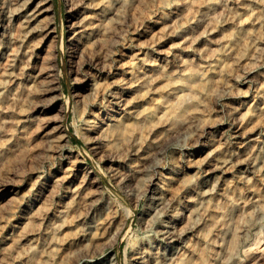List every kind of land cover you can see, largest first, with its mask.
Instances as JSON below:
<instances>
[{
  "label": "bare ground",
  "instance_id": "bare-ground-1",
  "mask_svg": "<svg viewBox=\"0 0 264 264\" xmlns=\"http://www.w3.org/2000/svg\"><path fill=\"white\" fill-rule=\"evenodd\" d=\"M134 1L148 0H67L76 18L68 33L69 72L83 71L81 88L91 94H99L103 83V93L112 98L109 105L116 113L85 127L91 148L115 159L116 143L130 140L131 153L141 163L130 167L129 186L144 170L145 160L163 143L196 136L197 146L183 159L185 165L159 176L156 167L161 165L156 157L143 174L149 180L151 196L140 221L151 235L133 243L130 262L240 264L238 256L243 253L246 260L258 263V245L264 241V192L256 187L257 182L264 184V128H260L264 122V79L254 72L258 57L264 54V0H164L163 9L141 24L135 45H126L115 64L107 67L110 77L104 80L100 77L106 71L104 64L102 69L93 66L99 73L84 67L98 64L94 51L103 56L104 51L108 53L113 32ZM52 6V0H0V65L5 58V73L13 77L22 73L26 78L8 90L7 99L6 91L0 90V102L16 103L34 92H58L53 66L38 65L55 37ZM16 26L17 34L12 30ZM55 60L52 51L51 62ZM237 69L255 79L254 92L235 86L232 79H241ZM218 87L242 98L228 110L234 116L228 134L223 119L203 125L198 116L206 97ZM107 98L98 109L108 105ZM150 99H155L153 106L146 104ZM54 107V103L35 102L23 121H14L24 131L46 119ZM0 114L2 124L7 121L6 106H0ZM140 124L154 135L150 143L132 136ZM209 127L211 135L199 142ZM62 128L58 124L44 135L54 147L65 149L68 139ZM17 148L12 138L0 136V156ZM94 180L91 171L80 175L68 166L47 176L31 202L12 222L2 225L13 229L0 236V264H18L22 257L35 254L34 262L24 264H49L56 249L67 247H72V255L93 257L106 245L119 242L127 220L119 221L109 206H96L95 191L88 190ZM19 189L3 174L0 202L17 199ZM90 202L85 213L83 207ZM3 207L0 204V210ZM2 213L0 218L5 215ZM69 228L73 231H67ZM252 228H257L254 240L248 236ZM9 254L12 259L7 258ZM63 254L61 261L69 257ZM93 264L120 261L110 255Z\"/></svg>",
  "mask_w": 264,
  "mask_h": 264
},
{
  "label": "rangeland",
  "instance_id": "rangeland-1",
  "mask_svg": "<svg viewBox=\"0 0 264 264\" xmlns=\"http://www.w3.org/2000/svg\"><path fill=\"white\" fill-rule=\"evenodd\" d=\"M163 1L148 0L143 3L142 1H134L130 7H127L119 28L113 32V43L108 47V50L106 49L108 53L104 51L105 56H103V53L100 54L98 50L94 51L93 54L98 64L93 63L92 66H85L84 69H88L89 67V70L99 73L100 71L93 68V66L102 69L104 64L106 71H103L100 77H104V80H109L110 74H108L107 67L115 64V61L121 57L119 54L121 55L125 52L124 47L126 45H135L136 32L141 24L143 25L149 20L150 16L163 9L161 7ZM52 4L55 37L52 45L46 48L44 57L38 65L43 63L50 67L53 66L59 79L58 92L55 95L34 92L29 96L23 93L25 95L23 98H26L25 100L22 99V101H17L16 103L11 102L12 100L0 102V106H6V109H8L7 121L0 124V131L4 130L0 136L4 140L6 137H10L18 144L16 151L0 156V177L5 174L8 179L12 180L20 188V194L17 199H1L2 202L0 204L4 205V210H0V215L2 212L5 215L0 218V236L5 233L4 230L11 231L13 229L12 226H8V229H5L6 227L3 228L2 225H7V220L12 222V219L19 215L20 210L31 202L35 191L38 190L42 181L50 174H56L62 167L68 166L75 169L80 175L91 171L92 180H95L94 183L88 185V190L95 191L96 206H109L114 213L116 212L118 220L126 219L127 224L120 241L106 245L95 256L84 257L79 253L72 255V252H69L72 247L60 248V250L56 249L54 251L56 256L49 260V264H93L110 255H114L120 261V264H131L130 254L132 253L133 243L144 238L145 235H151L150 231L145 230L140 221V215L146 208V205H148L151 196L148 185L149 180L143 174L149 170V168L147 169L148 165H150L149 163H154V158L156 157L157 159L159 158L161 165L156 167L159 171V176L169 172V169L172 167L185 165L183 159L187 157V153L192 152L194 147L197 146L196 136H187L186 139L182 137L170 138L167 142L163 143L159 147V151H153L151 157L145 160L144 170L139 172L137 180L128 186L126 184V177L130 167L140 164L141 161H139L137 155L131 153L132 144L128 139L116 143L117 156H115V159H110L109 156H106V152L101 151V149L98 151L91 148L92 145L86 141L88 134L85 127L91 125L94 120L100 118L106 119L107 115H116V113L113 111L112 105H109L112 98H107L108 95L103 93V83L101 84V92L99 94H91L81 88L85 78L84 72L81 71L78 74H71L69 72V55L71 51L68 44V33L70 26L76 18H74L73 11L69 10L70 5L67 4V0H52ZM1 20L2 10L0 8V24ZM17 29V26L12 28L16 34L19 31ZM52 51L56 54L54 62H51ZM154 51L151 50V52ZM246 53H251V51L247 50ZM258 58L254 74L260 79H264V54ZM7 62L8 60L4 58L0 65V90L6 91V99V93H8L10 88L14 87L17 81L26 82L25 74L20 73L16 77H13L5 73ZM235 72L240 73L241 76V79H232L235 86L241 90L250 88L254 92L252 88L256 85L255 79L251 78V75L244 73L241 69H237ZM228 78L231 79V76ZM219 93L222 95L218 96ZM106 98L109 100L108 105L98 109V106L106 103ZM241 99L237 93L226 92L222 87H218L217 92L208 95L203 106L200 107L198 113L200 122L204 125L213 119L221 118L225 122L226 134L230 133V125L234 116L228 110ZM33 102L54 103L55 107L51 113L46 115V119H39L34 124H30L24 131H20L14 120L21 119L23 121L28 112L30 113L32 110ZM146 104L153 106L155 99H150ZM0 117H2L1 114ZM49 118L54 119V121L48 122ZM58 124H62V133L68 139L65 149L54 147L53 143L51 144L46 139L47 136L44 135L45 132L48 134L52 133L53 127ZM101 125L102 127H106L103 122H101ZM260 128H264V122ZM212 130L210 127L204 129L205 136L199 142L208 138ZM132 136H141L144 142L147 143H150L154 138V135L147 132L146 125L142 124L139 125ZM256 187L264 192V184L257 182ZM182 201L183 198H181ZM90 204L91 202L83 207L85 213ZM256 229L252 228L248 232V236L252 240L256 236ZM67 231L73 230L69 228ZM263 243L264 241L260 243L261 245H258V251L262 250L263 252L261 251V253L263 255L258 252V255L261 256L258 257L260 262L254 264H264ZM259 248L262 249L260 250ZM62 253H64L63 255H69L68 259L61 261L60 254ZM34 257H36V254L34 256L22 257L17 263L24 264L28 260L34 262ZM7 258L12 259L13 255L9 254ZM238 258L241 260L240 264H252L251 262H253L250 259L246 260V256L243 253H239Z\"/></svg>",
  "mask_w": 264,
  "mask_h": 264
},
{
  "label": "trees",
  "instance_id": "trees-1",
  "mask_svg": "<svg viewBox=\"0 0 264 264\" xmlns=\"http://www.w3.org/2000/svg\"><path fill=\"white\" fill-rule=\"evenodd\" d=\"M78 142V140H76Z\"/></svg>",
  "mask_w": 264,
  "mask_h": 264
}]
</instances>
